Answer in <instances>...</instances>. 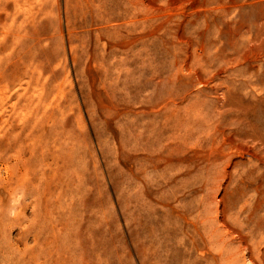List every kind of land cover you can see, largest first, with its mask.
<instances>
[{
	"label": "rangeland",
	"instance_id": "obj_1",
	"mask_svg": "<svg viewBox=\"0 0 264 264\" xmlns=\"http://www.w3.org/2000/svg\"><path fill=\"white\" fill-rule=\"evenodd\" d=\"M0 264H264V0H0Z\"/></svg>",
	"mask_w": 264,
	"mask_h": 264
},
{
	"label": "bare ground",
	"instance_id": "obj_2",
	"mask_svg": "<svg viewBox=\"0 0 264 264\" xmlns=\"http://www.w3.org/2000/svg\"><path fill=\"white\" fill-rule=\"evenodd\" d=\"M31 191V190H30ZM27 194V193H26ZM29 194V193H28ZM31 194V193H30ZM45 224V223H44ZM42 246V245H41Z\"/></svg>",
	"mask_w": 264,
	"mask_h": 264
}]
</instances>
